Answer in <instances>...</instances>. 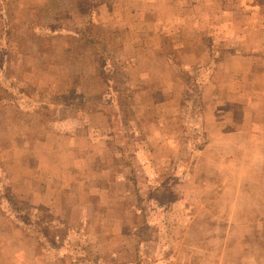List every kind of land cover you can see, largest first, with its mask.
<instances>
[{
  "label": "rangeland",
  "instance_id": "rangeland-1",
  "mask_svg": "<svg viewBox=\"0 0 264 264\" xmlns=\"http://www.w3.org/2000/svg\"><path fill=\"white\" fill-rule=\"evenodd\" d=\"M0 264H264V0H0Z\"/></svg>",
  "mask_w": 264,
  "mask_h": 264
}]
</instances>
